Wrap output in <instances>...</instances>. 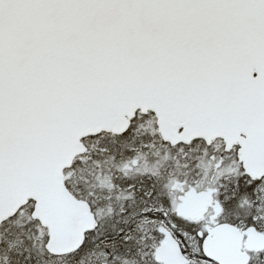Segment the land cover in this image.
Returning <instances> with one entry per match:
<instances>
[{
  "label": "snow or ice",
  "instance_id": "obj_1",
  "mask_svg": "<svg viewBox=\"0 0 264 264\" xmlns=\"http://www.w3.org/2000/svg\"><path fill=\"white\" fill-rule=\"evenodd\" d=\"M0 264H264V0H0Z\"/></svg>",
  "mask_w": 264,
  "mask_h": 264
}]
</instances>
